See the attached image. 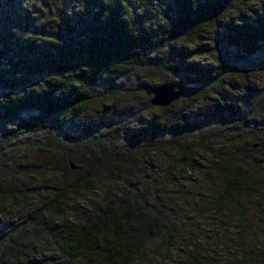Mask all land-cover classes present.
Here are the masks:
<instances>
[{
    "label": "trees",
    "instance_id": "16d2710c",
    "mask_svg": "<svg viewBox=\"0 0 264 264\" xmlns=\"http://www.w3.org/2000/svg\"><path fill=\"white\" fill-rule=\"evenodd\" d=\"M261 73L264 0H0V158L28 138L96 163L63 184L0 169V203L45 192L0 248L10 262L41 248L43 264H264V80L239 85ZM160 84L187 91L154 107ZM140 91L151 115L112 149V106ZM98 101L104 125L80 122Z\"/></svg>",
    "mask_w": 264,
    "mask_h": 264
},
{
    "label": "rangeland",
    "instance_id": "374dc122",
    "mask_svg": "<svg viewBox=\"0 0 264 264\" xmlns=\"http://www.w3.org/2000/svg\"><path fill=\"white\" fill-rule=\"evenodd\" d=\"M153 75H156V77H150V80L152 81L164 79V77H166L164 72L160 71H157L156 73L154 72ZM263 80L264 73H261L260 75L251 74L249 77H246V79H241L239 85L243 86L245 83H250L251 85L257 86L261 85V81ZM232 90L233 93L236 91L234 88H232ZM148 101L149 98H146L145 93L141 91L130 101L118 100L112 106V109L114 110V117L110 121L106 122V125H104V107L99 105L100 103L98 101V103L90 106L79 115L80 122H102L101 124L106 127L105 131H107L109 135L108 137L111 138L108 139V142H111V148L115 149L126 141L125 138H127V135L129 134L128 129L138 126V121H140L142 116L144 117V114L147 117L151 115L145 107ZM194 102V99H191L187 107L190 105L194 106ZM190 139H193L189 142L190 146L197 149L198 146H196L194 140L196 139L195 136H192ZM29 140L30 139L28 138L22 139L21 142L17 143L19 149H15L12 153L2 156L0 158V169H7L6 167L9 164L11 166H8V168L12 167V170L16 168L17 170L23 171L29 168L38 173L40 177H42V174L46 176V172H49L48 174L51 173L56 178H50L51 181L63 184L69 182L74 169L82 171L81 169H84V167L88 169L96 167V163L91 161L90 158L80 149H74L75 152L67 158L63 155V151L67 148H71L69 145L64 147L54 146L51 148L53 151H51L52 153L50 151L40 152L34 149V146L29 143ZM67 159L74 162V166H71ZM102 160L108 162L110 161V157L108 158L102 156ZM136 161L138 163H143L139 158L138 160L136 159ZM9 183H17L15 185H21L16 179L10 178L9 176L7 181L2 182L1 184L6 186ZM41 187L42 186L38 184L37 187L33 189L34 194L32 195V200L28 203H0V237L10 234L11 236H16L20 234L24 228L26 229L25 232L28 233L27 229L29 225H27L25 218L26 215L37 205V200L44 196V188ZM193 187L194 186L186 185L183 189H191ZM18 252V250H15V252H9L15 254V256L17 255V258L21 257V259H17L14 256V259L10 262L8 252L4 253V250L0 248V264H43L47 261L48 257L46 256L47 252L41 248L35 249V252L32 255H28L27 253L26 255H21Z\"/></svg>",
    "mask_w": 264,
    "mask_h": 264
},
{
    "label": "water",
    "instance_id": "95a60500",
    "mask_svg": "<svg viewBox=\"0 0 264 264\" xmlns=\"http://www.w3.org/2000/svg\"><path fill=\"white\" fill-rule=\"evenodd\" d=\"M187 89L182 85L160 84L151 89L150 105L154 107H167L172 102L180 100ZM157 143L155 136L141 137L137 140L138 147H152Z\"/></svg>",
    "mask_w": 264,
    "mask_h": 264
}]
</instances>
